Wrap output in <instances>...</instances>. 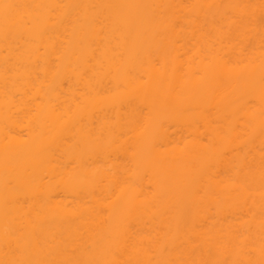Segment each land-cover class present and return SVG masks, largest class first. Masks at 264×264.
Masks as SVG:
<instances>
[{"label": "bare ground", "instance_id": "6f19581e", "mask_svg": "<svg viewBox=\"0 0 264 264\" xmlns=\"http://www.w3.org/2000/svg\"><path fill=\"white\" fill-rule=\"evenodd\" d=\"M0 264H264V0H0Z\"/></svg>", "mask_w": 264, "mask_h": 264}]
</instances>
